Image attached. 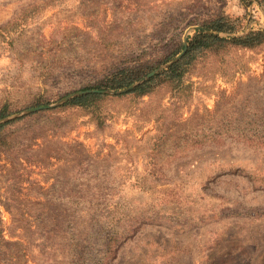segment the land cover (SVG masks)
I'll return each instance as SVG.
<instances>
[{
  "label": "rangeland",
  "instance_id": "374dc122",
  "mask_svg": "<svg viewBox=\"0 0 264 264\" xmlns=\"http://www.w3.org/2000/svg\"><path fill=\"white\" fill-rule=\"evenodd\" d=\"M263 6L0 0L3 117L114 90L86 87L219 13L240 27L219 35L264 28ZM230 52L225 69L205 65L174 89L100 92L93 112L65 101L0 123L13 121L0 145V264H264V146L247 140L264 122V48Z\"/></svg>",
  "mask_w": 264,
  "mask_h": 264
},
{
  "label": "trees",
  "instance_id": "16d2710c",
  "mask_svg": "<svg viewBox=\"0 0 264 264\" xmlns=\"http://www.w3.org/2000/svg\"><path fill=\"white\" fill-rule=\"evenodd\" d=\"M258 1L260 4H262V6L264 5V0ZM200 24L204 28L196 29L192 34L187 36L186 50L177 61L173 62L166 68L161 69L150 78L137 84L134 88L125 92L124 94H120L119 96L121 97L131 95L134 97H143L145 95L152 94L156 89L163 86L174 89L180 85L182 80L187 75L197 72V70L204 68L203 66L205 65L211 66L214 63H219L222 66L221 68L225 69V63H228L226 57L231 53V50L239 51L264 48V28L251 29L247 33L238 36L231 34H217L219 32L229 33L239 31L240 27L238 17L231 18L226 14L219 13L215 16L205 19ZM206 29L212 31L213 33L205 31ZM182 49V39L177 35V37L173 39L171 45L167 46L166 51H164L162 54L155 55L150 59H140L132 64L115 67L108 75L105 76L101 82L94 86H87L86 88H109L114 90L124 88L137 81L159 64L171 60ZM214 58H218L216 62H214ZM235 64H237L236 68L238 70L242 68L241 64ZM105 97H108V94L90 92L67 100L60 106V108H90L93 112L98 107L99 101ZM34 104H40V102H36ZM47 111L49 110L41 112ZM10 112L11 111L7 103H4L0 106V117H3ZM262 115L264 116V114ZM12 122L13 121L0 124V145L5 143L3 131ZM98 123L100 122L98 121ZM230 129L235 132H241L244 127L232 125ZM250 135L252 138L249 137L247 140L254 143L255 145L264 146V122L257 124L254 127V133H250ZM157 141L158 142L156 143V146L164 145V141L160 142L159 139ZM107 238L108 239L104 245L103 253L105 259L109 256H113L116 247H114V243L117 237L110 235Z\"/></svg>",
  "mask_w": 264,
  "mask_h": 264
},
{
  "label": "water",
  "instance_id": "95a60500",
  "mask_svg": "<svg viewBox=\"0 0 264 264\" xmlns=\"http://www.w3.org/2000/svg\"><path fill=\"white\" fill-rule=\"evenodd\" d=\"M196 28H201V27H196ZM209 33H213L209 30H205ZM216 34V33H215ZM218 34V33H217ZM182 43H183V49L177 53L175 55L174 58H172L171 60H169L168 62H166L165 64L157 67L156 69H153L152 71H150L149 73H147L145 76L139 78L137 81L133 82L132 84L122 88V89H118V90H96V89H87V90H80V91H77V92H74V93H71V94H68L66 95L65 97H63L60 101H58L57 103L55 104H51V105H41V106H37V107H32V108H29L28 110L26 111H23L22 113H19V114H16V115H12V116H6V117H3V118H0V123L2 122H5L15 116H18L20 114H23V113H26V112H31V111H34V110H38V109H43V108H48V107H52V106H55V105H58V104H61L75 96H78V95H82V94H86V93H90V92H109V93H121V92H126V91H129L131 90L132 88H134L137 84L143 82L144 80L150 78L152 75H154L155 73H157L159 70L163 69V68H166L167 66H169L170 64H172L173 62L177 61L180 56L185 52L186 50V45H187V34H185L183 36V39H182Z\"/></svg>",
  "mask_w": 264,
  "mask_h": 264
}]
</instances>
